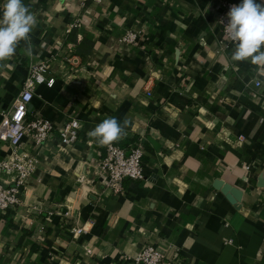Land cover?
<instances>
[{
    "label": "crops",
    "instance_id": "0c3cea01",
    "mask_svg": "<svg viewBox=\"0 0 264 264\" xmlns=\"http://www.w3.org/2000/svg\"><path fill=\"white\" fill-rule=\"evenodd\" d=\"M225 1L24 0L37 19L32 53L22 42L0 64V121L31 62L56 54L54 85H39L28 105L56 129L19 149L38 161L20 203L0 210V264H134L148 243L165 264H264V75L231 60ZM129 28L139 40L120 43ZM83 39L92 46L73 67L67 58ZM69 117L80 137L63 145L57 128ZM112 117L131 122L116 143H142L147 174L118 192L100 183L105 146L88 136ZM12 152L0 141V160ZM10 178L0 173V183ZM218 179L242 190L239 207Z\"/></svg>",
    "mask_w": 264,
    "mask_h": 264
},
{
    "label": "built area",
    "instance_id": "2783aa9c",
    "mask_svg": "<svg viewBox=\"0 0 264 264\" xmlns=\"http://www.w3.org/2000/svg\"><path fill=\"white\" fill-rule=\"evenodd\" d=\"M233 5L239 3L233 0L225 1V9L220 17V23L224 32V45L233 48L234 44L229 40L224 31V24L228 21L227 13ZM79 21L74 22L71 28L77 27ZM70 30V28H69ZM141 32L136 28H129L119 37L120 43H136ZM56 56V54H55ZM51 55L38 62H31L28 74L23 82L21 90L16 95L12 106L0 121V141L6 142L13 148L12 154L0 160V173L8 172L11 178L6 184L0 183V210H9L17 206L21 201L23 189L29 178L36 170L37 158L35 155L19 149L26 140L32 141L36 146H41L53 135L56 125L52 120L42 115L30 118L28 105L33 100L36 88L39 85L52 87L55 77L49 76L51 62L55 57ZM67 61L73 66L80 65V57L71 55ZM259 86L260 82H256ZM150 93V92H148ZM264 120V118H261ZM81 121L76 117H69L62 127L57 128L60 141L63 145H70L79 140ZM144 148L142 143H137L129 148L122 147L114 142L105 146V154L95 165L100 176V183L106 188L121 191L124 179L142 181L147 178L144 163ZM74 234H81L82 228H75ZM164 251L155 244L144 245L133 257L134 264H165Z\"/></svg>",
    "mask_w": 264,
    "mask_h": 264
},
{
    "label": "clouds",
    "instance_id": "9594fccd",
    "mask_svg": "<svg viewBox=\"0 0 264 264\" xmlns=\"http://www.w3.org/2000/svg\"><path fill=\"white\" fill-rule=\"evenodd\" d=\"M224 31L234 44L231 60L250 62L264 75V4L256 0H242L227 13ZM37 26L36 16L24 0H3L0 4V64L10 61L23 42L31 55V33ZM130 121L120 123L116 118H106L88 132L100 146H110L127 136Z\"/></svg>",
    "mask_w": 264,
    "mask_h": 264
},
{
    "label": "water",
    "instance_id": "95a60500",
    "mask_svg": "<svg viewBox=\"0 0 264 264\" xmlns=\"http://www.w3.org/2000/svg\"><path fill=\"white\" fill-rule=\"evenodd\" d=\"M95 158V157H93ZM91 161V159H90ZM89 161V162H90ZM261 185H264V182H261ZM214 185L217 189L221 190L223 194L228 198L230 202L239 207V202L242 198V190L233 186L232 184L225 182L223 180H215Z\"/></svg>",
    "mask_w": 264,
    "mask_h": 264
},
{
    "label": "trees",
    "instance_id": "16d2710c",
    "mask_svg": "<svg viewBox=\"0 0 264 264\" xmlns=\"http://www.w3.org/2000/svg\"><path fill=\"white\" fill-rule=\"evenodd\" d=\"M92 46L91 42L88 41L87 39H83L79 44H77V49L76 52L73 51L72 54L73 55H81L84 56L86 54V52H84V50L89 49L88 47Z\"/></svg>",
    "mask_w": 264,
    "mask_h": 264
}]
</instances>
